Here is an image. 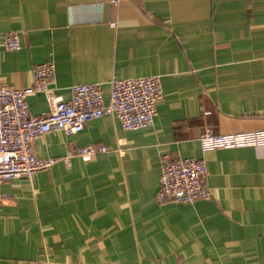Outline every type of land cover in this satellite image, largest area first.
Instances as JSON below:
<instances>
[{"label":"crops","instance_id":"obj_1","mask_svg":"<svg viewBox=\"0 0 264 264\" xmlns=\"http://www.w3.org/2000/svg\"><path fill=\"white\" fill-rule=\"evenodd\" d=\"M9 30L19 49L1 45ZM49 60L64 99L102 82L107 101L111 78L150 74L162 96L151 126L103 114L33 141L40 157L108 150L0 185V264H264V143L199 142L204 128L264 129V0H0L3 81L31 85ZM28 102L48 110L43 93ZM162 154L202 158L208 196L158 203Z\"/></svg>","mask_w":264,"mask_h":264},{"label":"built area","instance_id":"obj_2","mask_svg":"<svg viewBox=\"0 0 264 264\" xmlns=\"http://www.w3.org/2000/svg\"><path fill=\"white\" fill-rule=\"evenodd\" d=\"M113 3L117 0H112ZM116 27V21L110 22ZM1 45L16 50L22 45L20 32L9 30L3 34ZM55 65L41 61L33 66V83L15 87L0 77V185L11 178L31 175L49 168L56 160L67 162L72 156L88 158L105 152L104 145H85L70 148L59 157L36 156L33 141L42 134L61 130L67 135L80 132L93 118L103 114L116 117L125 129L151 126L156 115V103L162 96L160 76L150 74L108 80V100H104L102 82H77L71 85L68 99L54 93ZM43 93L47 112L33 114L28 96ZM202 150L218 146L264 143V129L215 134L204 128L199 136ZM205 162L193 156L160 157L159 186L155 193L158 203L191 202L209 194L204 183Z\"/></svg>","mask_w":264,"mask_h":264}]
</instances>
